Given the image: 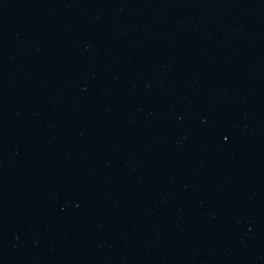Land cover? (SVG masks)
Wrapping results in <instances>:
<instances>
[{
	"label": "water",
	"instance_id": "1",
	"mask_svg": "<svg viewBox=\"0 0 264 264\" xmlns=\"http://www.w3.org/2000/svg\"><path fill=\"white\" fill-rule=\"evenodd\" d=\"M0 264H264V0H0Z\"/></svg>",
	"mask_w": 264,
	"mask_h": 264
}]
</instances>
